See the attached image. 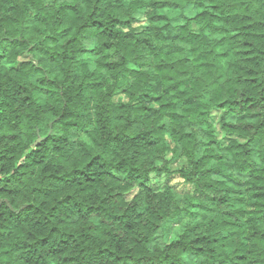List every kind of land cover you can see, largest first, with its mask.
Wrapping results in <instances>:
<instances>
[{"label": "trees", "instance_id": "16d2710c", "mask_svg": "<svg viewBox=\"0 0 264 264\" xmlns=\"http://www.w3.org/2000/svg\"><path fill=\"white\" fill-rule=\"evenodd\" d=\"M0 264H264V0H0Z\"/></svg>", "mask_w": 264, "mask_h": 264}, {"label": "rangeland", "instance_id": "374dc122", "mask_svg": "<svg viewBox=\"0 0 264 264\" xmlns=\"http://www.w3.org/2000/svg\"><path fill=\"white\" fill-rule=\"evenodd\" d=\"M173 16L175 13H171ZM200 28V25L199 24H196L194 23L192 25V29L197 31L199 30ZM23 60V58H21ZM120 95H118V97H120ZM218 118H219V113L218 112H214L213 115H212V121L216 123V127H217V138L218 140L221 142V143H225L227 142L228 140V137L224 134V132H222L219 128V124L217 123L218 122ZM186 220H184L183 222H179L177 220H171L169 221L166 225H165V228H164V232H165V235L167 237L168 240H171L175 237V235L180 231V229L183 228L184 224H185Z\"/></svg>", "mask_w": 264, "mask_h": 264}]
</instances>
